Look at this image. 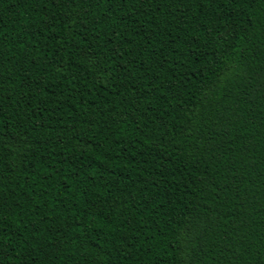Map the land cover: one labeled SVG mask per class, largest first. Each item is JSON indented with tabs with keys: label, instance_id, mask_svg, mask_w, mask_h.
<instances>
[{
	"label": "trees",
	"instance_id": "trees-1",
	"mask_svg": "<svg viewBox=\"0 0 264 264\" xmlns=\"http://www.w3.org/2000/svg\"><path fill=\"white\" fill-rule=\"evenodd\" d=\"M264 0H0V264H263Z\"/></svg>",
	"mask_w": 264,
	"mask_h": 264
},
{
	"label": "water",
	"instance_id": "water-1",
	"mask_svg": "<svg viewBox=\"0 0 264 264\" xmlns=\"http://www.w3.org/2000/svg\"><path fill=\"white\" fill-rule=\"evenodd\" d=\"M263 264H264V262H263Z\"/></svg>",
	"mask_w": 264,
	"mask_h": 264
}]
</instances>
